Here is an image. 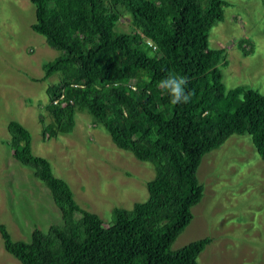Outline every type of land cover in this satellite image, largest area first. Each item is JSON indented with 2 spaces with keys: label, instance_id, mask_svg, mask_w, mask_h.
<instances>
[{
  "label": "trees",
  "instance_id": "trees-1",
  "mask_svg": "<svg viewBox=\"0 0 264 264\" xmlns=\"http://www.w3.org/2000/svg\"><path fill=\"white\" fill-rule=\"evenodd\" d=\"M29 1L35 7L32 29L58 53L49 61L34 56L40 79L59 77L46 87L48 101L26 97L38 110L43 134L71 133L78 112L87 111L118 148L149 162L155 173L148 197L115 207V220L106 225L77 202L50 160L33 152L30 130L11 120L9 145L49 188L61 220L47 230L35 227L29 241L13 239L0 224L6 250L21 264H197L212 237L177 250L172 244L204 195L198 177L204 155L234 134H249L264 159V93L228 88L219 70L224 49L209 44L226 1ZM169 73L187 78L186 92H193L188 103L172 104L158 87ZM40 104L51 121L45 122Z\"/></svg>",
  "mask_w": 264,
  "mask_h": 264
},
{
  "label": "rangeland",
  "instance_id": "rangeland-1",
  "mask_svg": "<svg viewBox=\"0 0 264 264\" xmlns=\"http://www.w3.org/2000/svg\"><path fill=\"white\" fill-rule=\"evenodd\" d=\"M225 1L224 19L209 34L210 46L224 49L221 79L228 88L244 85L264 93V0ZM35 21L29 0H0V224L13 239L27 241L35 227L47 230L60 221L61 212L49 188L22 163L20 150L9 145L11 120L30 130L33 152L49 159L77 202L98 213L106 225L114 222L115 207L148 197L147 182L155 173L149 162L118 148L87 111L78 112L71 133L51 138L43 134L29 98L46 103V87L59 77L40 79L34 56L49 61L58 53L32 29ZM40 106L45 122L51 121L49 111ZM198 177L204 195L172 249L209 236L212 242L199 255V264H264V159L250 135L234 134L206 153ZM0 264H21L6 250L1 232Z\"/></svg>",
  "mask_w": 264,
  "mask_h": 264
},
{
  "label": "clouds",
  "instance_id": "clouds-1",
  "mask_svg": "<svg viewBox=\"0 0 264 264\" xmlns=\"http://www.w3.org/2000/svg\"><path fill=\"white\" fill-rule=\"evenodd\" d=\"M187 84V78L169 73L165 78L159 81L158 87L167 90L172 104L188 103L193 92H186ZM197 264H199V261H197Z\"/></svg>",
  "mask_w": 264,
  "mask_h": 264
}]
</instances>
